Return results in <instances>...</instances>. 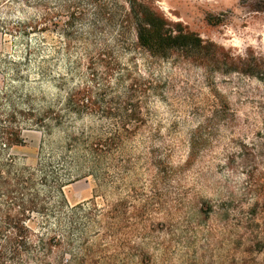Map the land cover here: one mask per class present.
I'll return each mask as SVG.
<instances>
[{
    "label": "rangeland",
    "instance_id": "374dc122",
    "mask_svg": "<svg viewBox=\"0 0 264 264\" xmlns=\"http://www.w3.org/2000/svg\"><path fill=\"white\" fill-rule=\"evenodd\" d=\"M146 1L212 43L217 53L176 49L165 57L151 56L131 45L132 29L122 30L117 46L121 60L135 63L141 79L151 83L145 122L123 155L105 157L98 190L91 177L65 180L63 201L73 206L92 200L103 212L117 208L125 213L110 237L100 241L94 234L103 229V220L84 232L89 244L95 240L102 249L94 254L93 264H260L264 250H249L247 239L256 231L264 237V73L237 72L229 60L245 57L264 63V0ZM89 2L0 0V19L30 22L41 17L39 27L45 29L29 35L36 53L28 54L26 40L0 28L2 114L12 107L25 109L29 97L33 107L45 109L53 103L60 111L65 91L83 85L87 77L81 46L87 31L93 28L97 40L110 41L114 30L121 29L100 13L94 16ZM68 5L70 46L65 53L59 27L67 12L60 9ZM121 5L126 7L123 0H114L117 13L123 11ZM42 65L48 69L43 76ZM18 121L23 143L3 156L17 167L37 168L50 153L44 133L32 122ZM110 122L114 120L67 117L54 127L50 162L58 176L69 173L64 168L69 163L59 157L69 154L58 147L73 126ZM51 190L46 195L54 205L58 192ZM66 216L60 211L54 225L52 216L43 223L46 219L33 214L28 223L62 233L58 224L63 226ZM80 236L76 225L69 227V252L79 249Z\"/></svg>",
    "mask_w": 264,
    "mask_h": 264
},
{
    "label": "trees",
    "instance_id": "16d2710c",
    "mask_svg": "<svg viewBox=\"0 0 264 264\" xmlns=\"http://www.w3.org/2000/svg\"><path fill=\"white\" fill-rule=\"evenodd\" d=\"M123 1L126 7L121 5L123 11L117 13L113 8L114 0H90L94 16L100 13L102 18L117 24L121 29L114 30L110 41L106 38L97 40L93 28L87 31L81 46L87 79L82 81L83 85L65 91L61 102L63 109L55 110L53 103L45 109L33 107L29 97L23 103L25 109L12 107L8 112H0V264H93L94 254L102 249L95 240L89 244L84 232L103 220V229L94 233L101 241L102 237H110L113 229L118 228L125 219L124 211L117 208L103 212L92 200L69 206L62 197V181L72 178L91 177L94 188L98 190L102 185L105 157L115 152L121 155L126 143L136 136L145 122L144 106L150 90L147 85L151 83L141 79L135 70V63L128 64L121 60L120 47L117 46L122 30L132 29L135 41H131V45L143 49L151 56L165 57L176 49L205 52L204 56H215L217 53L211 49L214 46L212 43L204 42L180 23L172 22L146 0ZM60 11L67 12L64 15L66 20L59 27L66 53L70 46L69 5L62 6ZM39 19L11 22L2 18L0 28L5 30L4 34L17 33L26 40L27 53H36L27 40L32 32L45 30L39 27L42 21L41 17ZM220 50L223 51L221 48ZM218 55L223 56L221 53ZM229 64L231 69L240 73L252 74L250 72L254 69L264 73V63L260 65L256 59L230 57ZM39 72L43 76L48 73V69L42 65ZM20 117L26 122H32V125L41 128L44 133L43 144L50 153L40 161L37 168L17 167L12 158L3 156L7 149L23 143L18 121ZM67 117L70 120L82 117L111 118L114 122L105 126H73L66 141L58 147L61 153L69 154L59 156L64 164L69 163L64 167H68L69 173L64 172L62 177L58 176L59 172H55V166L50 162L54 151L50 137L54 127L63 124ZM58 167L60 168L57 170L62 168ZM64 176L69 178L64 179ZM53 187L58 193L55 196L56 204L51 205L46 193L52 192ZM64 210L67 215L65 223L63 226L58 224L62 233L34 229L28 223L35 214L46 219L42 220L43 223H47V218L52 216L56 225V214ZM75 225L81 230V241L79 249L71 253L69 227ZM247 240L249 250L256 249L258 253L264 250V237L259 231ZM138 254L146 256L145 253ZM260 264H264V261Z\"/></svg>",
    "mask_w": 264,
    "mask_h": 264
}]
</instances>
